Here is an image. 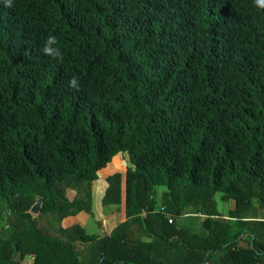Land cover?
<instances>
[{
  "label": "trees",
  "instance_id": "obj_1",
  "mask_svg": "<svg viewBox=\"0 0 264 264\" xmlns=\"http://www.w3.org/2000/svg\"><path fill=\"white\" fill-rule=\"evenodd\" d=\"M49 35L63 62L41 51ZM122 163L124 220L102 234L62 226L84 211L102 231L93 186L99 212L120 204L122 173L112 170ZM218 197L234 201L227 214ZM186 214L203 234L180 226ZM28 256L264 264V9L253 0H0V264Z\"/></svg>",
  "mask_w": 264,
  "mask_h": 264
},
{
  "label": "rangeland",
  "instance_id": "obj_2",
  "mask_svg": "<svg viewBox=\"0 0 264 264\" xmlns=\"http://www.w3.org/2000/svg\"><path fill=\"white\" fill-rule=\"evenodd\" d=\"M119 167L116 168L115 170L112 171H120L122 173L121 175V200L122 202L120 204L117 203H113V205H105L102 207L101 211L99 212V208L97 207L99 204V195H100V189L98 185H94V200H95V204H96V208L95 211L97 212V218H102V225H106V227L109 226V224L113 225V223L116 225L117 221H123L125 218V214H124V201H125V164L122 163L120 165H118ZM110 171V172H112ZM109 171L107 172H103L101 173V176H106L107 174L110 173ZM166 188L165 186H158L157 187V192L158 194L165 191ZM158 202L161 201V197L160 195L157 198ZM218 209L223 213V214H227V211L230 208L234 207V201L229 199L228 201H222L219 197H218ZM98 212L100 214H98ZM88 215V214H87ZM250 215H259V213L253 211L250 213ZM178 223L180 224V226L184 227L185 229L189 230L190 232H194L197 234H203L204 233V229L202 228L201 224H200V220L198 217L192 216L191 214H186L183 216H180L177 218ZM73 223H78L80 225H82L84 227V230L87 233H99L102 234L103 231L98 230L96 228V226L92 223V220H90L89 215L88 217L86 216H81L79 219H71L68 223L66 222V219L64 218L62 220V226H68L67 224L71 225ZM114 225V226H115ZM249 227L252 226V223L248 224ZM109 228V227H108ZM31 261V257L28 256L25 258L24 260V264H30ZM208 264V263H207Z\"/></svg>",
  "mask_w": 264,
  "mask_h": 264
},
{
  "label": "clouds",
  "instance_id": "obj_3",
  "mask_svg": "<svg viewBox=\"0 0 264 264\" xmlns=\"http://www.w3.org/2000/svg\"><path fill=\"white\" fill-rule=\"evenodd\" d=\"M254 5L258 9H264V0H253ZM4 6L5 7H12L13 6V0H4ZM57 38L54 35H49L44 41H43V47L41 51L43 52L44 55L49 56L57 62H63V53L61 50L56 47L57 45ZM69 87L73 88L75 90L80 89V82L79 78L76 76H73L69 79L68 81Z\"/></svg>",
  "mask_w": 264,
  "mask_h": 264
},
{
  "label": "crops",
  "instance_id": "obj_4",
  "mask_svg": "<svg viewBox=\"0 0 264 264\" xmlns=\"http://www.w3.org/2000/svg\"><path fill=\"white\" fill-rule=\"evenodd\" d=\"M162 193V192H161ZM161 193H159L158 194V192H157V198H158V196L159 195H161ZM158 200V199H157ZM161 200V199H160ZM161 201H159L158 203H160ZM109 205H113V204H109ZM86 216V217H88V215H87V213H85L84 211H81V212H79L78 214H76V215H73V216H67V217H65V219H66V222L68 223L71 219H79L81 216ZM67 225H69V224H67ZM114 223H113V225L111 224H109V228L108 227H106V225H103V229H102V231H103V233H109L113 228H114ZM207 264V263H206Z\"/></svg>",
  "mask_w": 264,
  "mask_h": 264
},
{
  "label": "built area",
  "instance_id": "obj_5",
  "mask_svg": "<svg viewBox=\"0 0 264 264\" xmlns=\"http://www.w3.org/2000/svg\"><path fill=\"white\" fill-rule=\"evenodd\" d=\"M155 211H156V212L163 213L164 215H166V216H167V221H168V222H171V221H172V219H173V215H171L170 213H168V212L165 210V208H164V206H163L162 204H159L158 207L155 209ZM146 213H147V211H146L145 209L142 210V212H141V214H142L143 216H145Z\"/></svg>",
  "mask_w": 264,
  "mask_h": 264
},
{
  "label": "water",
  "instance_id": "obj_6",
  "mask_svg": "<svg viewBox=\"0 0 264 264\" xmlns=\"http://www.w3.org/2000/svg\"><path fill=\"white\" fill-rule=\"evenodd\" d=\"M38 209H39V203L35 204V205L32 207L31 212L36 213V212L38 211Z\"/></svg>",
  "mask_w": 264,
  "mask_h": 264
}]
</instances>
